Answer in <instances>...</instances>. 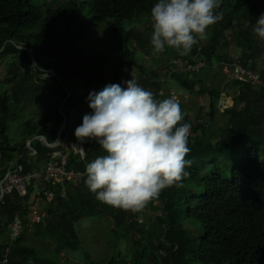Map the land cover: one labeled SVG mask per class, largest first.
<instances>
[{"label":"trees","instance_id":"obj_1","mask_svg":"<svg viewBox=\"0 0 264 264\" xmlns=\"http://www.w3.org/2000/svg\"><path fill=\"white\" fill-rule=\"evenodd\" d=\"M156 2L73 0L59 7L47 3L41 10L34 7L31 0H0V60L5 58L6 65V73L0 78V83L6 86L0 92V182L7 173L9 163L14 160L24 172L39 170L45 158L56 152L65 154L69 141L80 143L71 130L69 120L83 109L91 112L86 101L90 91L74 98L70 83L81 77L89 89L95 88L94 91L98 92L108 84L121 85L122 75L132 69V64L125 61L122 50L123 45L130 42V33L121 25L142 17L151 18L150 11ZM78 8L90 17V24L104 23L117 40L120 48L118 62L108 77L84 75L65 61L67 56L64 54L52 64L41 61L42 57L46 59L53 53L56 40L51 33L59 22H64L60 29L69 36L79 19ZM217 11L221 18L210 26L207 45L199 48L196 44L187 61L203 60L219 65L230 63L228 51L234 45L239 50V61L243 67L255 71L257 61L264 54V40L255 35L252 24L264 13V2L255 5L250 0H222ZM24 30L29 32L23 34ZM228 31L232 32L231 38L226 36ZM25 48L30 49L32 56ZM65 48L66 51L62 50L64 53L69 51L67 45ZM18 59H23L22 66L17 63ZM33 61L38 68L33 67ZM262 63L259 87L254 88L245 80L230 82L239 92L227 100L223 122L215 127L220 91L200 84L198 75L201 72L194 76L171 72L170 78L182 88L181 91L190 96L207 94L211 101L209 109L202 106L200 111L205 122H198L201 116L197 115V122L191 124L190 153L185 157L192 160V165L186 169L189 175L180 182V186L164 189L153 200L161 205L163 216L152 219L149 228L140 227L139 212L114 208L96 200L85 185V176L81 180H64L60 184L42 180L36 185L37 180H31L24 196L12 191L0 200L1 261L4 250L8 248L7 264H26L29 260L33 261L31 264H40L36 259V249L24 243L25 230L14 240L9 238L8 232L17 217L24 228L23 220L31 213L30 208L36 205L39 198H45V218L35 224L33 237L52 244L54 253L51 254L64 250L79 252L81 242L76 224L84 218L104 216L111 224L108 233L114 249L122 239H132L129 248L134 257L130 264H157L156 251L166 247L163 239L170 245L166 259L170 258L173 262L175 258L182 262L180 254H183L187 262L197 264H264V59ZM163 70L166 69L146 74L139 68L141 79L138 84L145 90L153 89L151 92L158 100L170 97L165 90L164 96H158L163 85L159 80ZM44 72L53 75L43 81L40 76ZM46 82L52 84L48 97L57 103L55 108H42L35 119L21 117L17 109L40 101ZM74 99L80 103V110H73ZM64 101L61 113L60 106ZM183 115L182 123H188L187 115ZM64 119L66 126L62 141L52 148L50 145L55 143ZM18 121L22 122L19 126L22 137L17 143H12L10 126ZM35 137L42 139L44 145ZM28 143L35 151L32 163L26 160ZM82 147V157L69 153L67 171H85L87 163L105 154L93 141L83 143ZM148 209L149 203L143 211ZM183 224L189 225L190 229ZM117 255L120 256V251L115 249L110 261L101 263L86 253L83 264H115ZM43 262L52 264L49 260Z\"/></svg>","mask_w":264,"mask_h":264},{"label":"clouds","instance_id":"obj_2","mask_svg":"<svg viewBox=\"0 0 264 264\" xmlns=\"http://www.w3.org/2000/svg\"><path fill=\"white\" fill-rule=\"evenodd\" d=\"M222 0H157L150 16L154 52L175 49L188 55L221 18ZM264 40V13L252 24ZM38 68V66L33 65ZM42 72L43 70L40 69ZM46 76V73H44ZM90 114L74 130L81 144L97 143L105 154L85 166V185L95 199L114 208L138 213L160 193L189 175L185 157L192 125L176 96L158 100L135 80L108 84L86 97Z\"/></svg>","mask_w":264,"mask_h":264},{"label":"rangeland","instance_id":"obj_3","mask_svg":"<svg viewBox=\"0 0 264 264\" xmlns=\"http://www.w3.org/2000/svg\"><path fill=\"white\" fill-rule=\"evenodd\" d=\"M69 1L72 2L73 0H31V3L34 7L43 10L47 3L53 7H59L68 4ZM80 1L81 0H78V2ZM250 1L255 5H260L264 2V0ZM80 10L81 9L78 10L79 19L77 23L73 25L69 36L67 33L65 34L63 29H60V26H63L64 22L58 23V27H55L51 33V37L56 40L53 53H51L46 59L42 57L41 61L52 64L55 60L60 58L61 54H64L65 57L67 56L65 61L70 62V64L74 66V69L82 72L84 75L94 77H108L114 72L116 63L118 62L120 48L118 46L117 40L110 33L104 23L90 24V17L84 11ZM236 21L237 19L235 22ZM121 27L126 32L130 33V42L127 45L124 44L122 50L125 61L132 64V69L130 72L128 74L122 75L121 86H124V82L130 79L135 80L138 83L139 79H141L139 68H141L146 74L161 68H165L166 70H163V74H165L166 80L163 82L161 88H159L158 96H164V90L168 93V95L173 93L180 102L182 112L187 115L188 123L195 124L197 122V115L201 116V120L198 122L204 123L205 117H203L200 111L203 106L202 104L208 101L207 98H209V95L190 96L186 92L181 91L182 88H179L177 84L169 77V74L172 72V70L182 72L181 68H183L185 64L190 63L187 61L188 55H180L177 50L170 48H166L163 53L154 52L150 43V38L153 31L151 18L142 17L138 21L124 22L122 23ZM28 32V30H24L22 33L27 34ZM210 33L211 29L209 27L207 39L199 40L197 43L199 48H204L207 45ZM231 33V31L226 32V36L231 38ZM65 45H67L69 48V51H67L69 53L63 52L66 51V48L63 49ZM27 50L29 52L30 49L27 48ZM228 53L231 59L230 63L239 61V50L234 45L229 49ZM263 59L264 54H262L256 63L255 73H257L259 76ZM203 62L206 63V66L208 67H205L206 71H201V74L198 75L200 84L205 85L208 89H213L218 92L223 91L222 95L224 96V99L220 98L224 107L222 106L221 110L218 108L219 111H217L216 114V122L213 124L215 127L223 122L222 114L227 107V100L237 96L239 91L233 84L227 82V79L221 72L219 64H210L209 62L207 63L205 61ZM17 63L22 66L23 59H18ZM5 66L4 58L0 60V78L6 73ZM44 73H46V76ZM44 73H42L43 75L40 76L43 81L53 75L51 72ZM245 79L247 78H244L243 80ZM70 86L74 98L80 97L85 92L96 90L95 88L89 89L81 77L74 79L70 83ZM5 88L6 86L0 83V92H2ZM51 88L52 84L50 82H46V85L44 86L45 92L40 93L41 100L18 108L17 111L20 113V116H31L35 119L39 117V111L42 108H55L57 103L55 104L54 101L48 97V93L50 92ZM146 89H149V87H146ZM151 90L153 89H150V91ZM204 97L205 99L202 102V98ZM79 106V102L74 99L72 108L77 109ZM218 106L219 101L217 103V107ZM90 113L91 112L89 110L83 109L78 114H76L75 118L69 120L72 128L71 130L74 131L75 128L81 124L82 117L85 114ZM21 124L22 122L20 121L11 123L10 132L12 134L11 136L13 137L11 140L12 143H17L22 137L19 131V126H21ZM207 125L210 126V124ZM197 135H199V132ZM191 137H193V135ZM72 143L74 142L69 141V148L65 150V153L73 151L72 146L70 145ZM59 153L60 152L54 153L50 159L57 160V158H60L61 155H66L63 154L64 152L61 153V155ZM76 155H78V157H82V154ZM71 181L73 182V180ZM62 182L64 181L58 179L55 181V183L52 182V184H60ZM37 184L38 183L36 182V185ZM47 198L49 199L50 195H48ZM45 202V198H39L36 201V205L30 208L31 213L27 217H24L23 220L25 229L22 228L20 232L22 234V231L25 230L24 243L27 246H31L36 249V259L40 261V264H45L43 262L44 260H49L52 262V264H83L86 253L89 254L92 259L100 260L101 263H108L113 257L115 249L120 251V256L117 255L115 257L117 260L115 264H130V260L134 257V254L131 252L132 250L129 248L132 239L130 241L122 239L114 249L110 243V234L108 233L109 229L111 228V224L104 216L93 219L84 218L78 222V224H76V231L81 242V249L79 252L72 253L70 251L64 250L56 255L51 254L54 253V246L52 244L45 240H39L33 237V233L35 232L36 228V223L32 222L33 217L35 215L39 216L41 219L45 218ZM162 216L163 212L161 210V205L158 202L150 201L149 209L147 211L139 212L138 223L141 228L147 229L149 228L152 219L161 218ZM183 225L187 229H190L189 225ZM162 242L166 247H162L159 252L156 251L157 254H155L157 258V264H197L187 262L183 254H180V258L182 259V262L180 261V263L176 260V258L175 262H173L170 258L166 259L170 252V245L167 244L164 239ZM4 261L5 259L1 261L0 258V264H5ZM28 262L29 263L26 264H31L33 261L29 260Z\"/></svg>","mask_w":264,"mask_h":264},{"label":"built area","instance_id":"obj_4","mask_svg":"<svg viewBox=\"0 0 264 264\" xmlns=\"http://www.w3.org/2000/svg\"><path fill=\"white\" fill-rule=\"evenodd\" d=\"M249 66V64H248ZM247 66V67H248ZM206 67V63L203 61H197L194 63H188L181 68L182 72L188 75H196L201 72V70H204ZM220 69L223 74V76L227 79V82H234L243 80L250 82V84L257 88L261 85L260 76L255 73V71L249 69H245L240 61L234 62V63H221ZM176 71V70H172ZM164 73V72H163ZM160 74L159 80L161 82H164L166 80L165 74ZM171 75V72L169 74V77ZM258 75V76H257ZM169 96H175L173 93H170ZM207 102L203 104V106L207 109H209L210 106V97L207 98ZM224 107L221 100H219V106L218 108L221 110V107ZM209 124V123H208ZM72 146V150L74 154H82L83 149L80 143L74 142L70 144ZM61 155V153H59ZM68 154L61 155L60 158H57V160L50 161L44 168L43 172L41 173H23L21 168L16 169H10L7 171L5 177L0 182V200L5 195H8L12 193V191H16L20 196H24L26 194V186L31 180H43L44 182H50L55 183L58 179L64 180H81L85 175V171H73V170H66V162H67ZM42 174V176H41ZM19 218H15L10 226V238L14 240L16 237L20 235L22 224L21 221L18 220ZM43 219L39 218V216L33 217L32 222L33 223H40ZM9 250H6V253L4 254V263L6 264L7 255Z\"/></svg>","mask_w":264,"mask_h":264},{"label":"crops","instance_id":"obj_5","mask_svg":"<svg viewBox=\"0 0 264 264\" xmlns=\"http://www.w3.org/2000/svg\"><path fill=\"white\" fill-rule=\"evenodd\" d=\"M85 94V93H84ZM83 94V95H84ZM223 94V91H220V95H221V97L220 98H223L224 99V96L222 95ZM82 96V95H81ZM205 99V97L204 98H202V102H203V100ZM63 103H65V101L63 102ZM62 103V104H63ZM79 105H80V103H79ZM203 105V104H202ZM62 106V105H61ZM61 106H60V109H61ZM78 110H80V106L77 108ZM73 110H76V108H73ZM82 110V109H81ZM87 110V109H86ZM61 113H62V110L60 111ZM65 121H66V119H64ZM66 126V125H65ZM59 130V129H58ZM64 131V130H63ZM58 132V131H57ZM35 139H37L38 141H40L41 143H42V141L39 139V138H36L35 137ZM56 142V141H55ZM79 143V142H78ZM43 144V143H42ZM81 144V143H80ZM30 143H28L27 144V149H28V157L26 158V160H27V162L28 163H32L33 162V158H32V156L33 155H35V151L33 150V149H31L30 148ZM44 145V144H43ZM51 146V145H50ZM81 146H82V144H81ZM52 148H54V147H57V146H51ZM82 149H83V147H82ZM69 153H70V151L69 152H66L65 154H68L69 155ZM72 153H73V155H75L74 154V152L72 151ZM76 157H78V155H75ZM31 157V158H30ZM51 158V156L49 157V158H45L44 159V163H43V165H41L40 167H39V170H33V171H31V172H24L23 171V168L21 167V166H17L16 165V160H14L12 163H9V165H8V167L6 168V170L8 171V170H10V169H16L17 167L18 168H21L22 169V172L23 173H33V172H35V173H41V172H43V170H44V168H45V166L50 162V161H53V159H50ZM41 176H42V174H41ZM37 183H39V182H41L42 183V180L40 179V180H37L36 181ZM0 195H1V192H0ZM3 198V197H2ZM8 235H9V238H10V232H8ZM11 239V238H10ZM8 249V248H7ZM7 249H5L4 250V252H3V255L6 253V250ZM9 250V249H8ZM2 255V257H3V259H4V256Z\"/></svg>","mask_w":264,"mask_h":264},{"label":"water","instance_id":"obj_6","mask_svg":"<svg viewBox=\"0 0 264 264\" xmlns=\"http://www.w3.org/2000/svg\"><path fill=\"white\" fill-rule=\"evenodd\" d=\"M19 49H21V47H19ZM25 49H26V48H25ZM26 50H27V49H26ZM27 51H28V50H27ZM29 54L32 56V53H31L30 50H29ZM33 65H36L34 61H33ZM68 96H69V95H67V98H68ZM67 98H66V99H67ZM66 99H65V101H66ZM63 106H64V103L62 104L60 111L62 110ZM65 125H66V121L64 120L63 123H62V126L59 128V130H58V132H57V139H56V142H55L54 144H52L51 146H58V145L60 144V142L62 141L61 136H62V132H63V130H64V128H65ZM40 140L42 141V139H40Z\"/></svg>","mask_w":264,"mask_h":264}]
</instances>
